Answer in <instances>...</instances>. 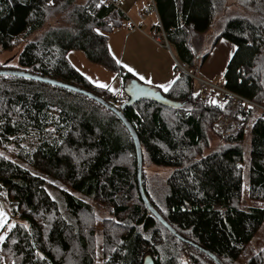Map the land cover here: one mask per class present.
I'll return each mask as SVG.
<instances>
[{
	"label": "trees",
	"instance_id": "16d2710c",
	"mask_svg": "<svg viewBox=\"0 0 264 264\" xmlns=\"http://www.w3.org/2000/svg\"><path fill=\"white\" fill-rule=\"evenodd\" d=\"M242 1L248 12L222 18L205 48L192 39L210 36L226 0H154L178 61L197 74L220 38L231 42L235 50L222 82L262 104L264 0ZM97 3L0 0V53L24 43L16 65L0 68L58 79L109 100L110 91L93 85L68 58L70 51L80 50L91 63L117 75L120 71L123 85L136 79L123 72L109 50L108 33L126 23L127 16L106 3L97 8ZM193 87L192 77L178 72L168 91H160L182 101L181 106L140 99L123 114L140 142L142 187L154 209L222 264H237L264 224V205H246L243 197L246 184V197L264 203V112L250 108L243 118L246 132L223 136L214 122L229 108L205 104ZM209 133L219 144L205 153ZM0 152L8 157H0V193L6 194L0 201L15 225L1 242L5 264H96V257L102 264H143L147 256L153 264H216L173 236L146 208L137 185L133 140L117 115L95 100L29 78L0 75ZM149 165L168 174L150 182ZM103 210L107 216H100ZM262 249L244 264H264Z\"/></svg>",
	"mask_w": 264,
	"mask_h": 264
},
{
	"label": "crops",
	"instance_id": "0c3cea01",
	"mask_svg": "<svg viewBox=\"0 0 264 264\" xmlns=\"http://www.w3.org/2000/svg\"><path fill=\"white\" fill-rule=\"evenodd\" d=\"M135 5H136V0H121V8L122 11L127 16V19L139 25L140 29H132L130 27H126L125 23L120 27L114 28L110 33H108V39L110 40V35L114 34L117 35L118 38L122 40L119 43L118 50L112 49V51H111V43L108 41L110 53L114 56L116 60L121 62L118 64L123 69V72L128 71L125 65L130 66L139 75H143L146 78L152 80V83L148 84L149 86L164 91V89L158 87V85L161 84L166 86L171 85V83L178 74L175 68L176 66L175 60L177 59L174 56L173 52L171 51V48L168 49L164 46L158 45L153 41H151V39L148 37V34L150 33L152 26L156 23V16L154 15L155 17L153 19H149L148 17L144 18L143 7H141L140 9L141 13L139 12V16L135 15L134 13ZM232 45L233 44L231 42L223 38H220L216 42V44L210 49L209 55L207 56L206 60L201 65V67L198 69L197 73L199 74V76L211 81H218V79L222 81L224 69L233 53V50L230 47ZM125 50H127L126 55H125ZM128 54L129 56H127ZM115 75L118 77L117 74ZM139 75H134V76L141 83H145L144 81H141L139 79ZM118 78H119V82H121V78L120 77ZM90 82L93 85L97 86V83L95 81L90 80ZM262 104L264 105V102ZM243 188H245L244 185ZM0 206H3V209L9 218L6 205L0 201ZM6 230H7V226H5V228L3 229H0V234H5ZM0 246H1V242H0ZM0 262H2V264H5L1 254V250H0Z\"/></svg>",
	"mask_w": 264,
	"mask_h": 264
},
{
	"label": "rangeland",
	"instance_id": "374dc122",
	"mask_svg": "<svg viewBox=\"0 0 264 264\" xmlns=\"http://www.w3.org/2000/svg\"><path fill=\"white\" fill-rule=\"evenodd\" d=\"M246 2L243 3V1H239V3L236 2H231L230 0H226V7L223 8L224 11L218 10V17L217 18V23L207 32L210 36L205 37L201 36L200 38L194 37L192 41L194 43L199 42L200 47L203 46L205 48L209 47L214 36L212 33H217L220 30V26L222 24L221 21L222 18H228L231 16H243L245 13L248 12L247 9H249V6L245 5ZM146 0H136V5L134 6V13L135 15L139 16V12L141 13L140 9L141 7H145ZM257 3H253V5H256ZM228 6V7H227ZM222 9V8H221ZM220 11V12H219ZM141 15V14H140ZM144 18H149L153 19L155 16L153 13H150L148 15H143ZM122 39H119L117 35H110V40L109 42L111 43V51L113 50H118L119 48V43ZM152 41V40H151ZM24 43H20L17 45L12 51L9 52H1L0 53V66H15L16 61H17V56L20 53V51L23 49ZM173 52V50L171 49ZM127 54V50H125V55ZM129 56V54L127 55ZM68 58L70 62L73 64V66L83 75L87 76L91 81H95L96 83H103V84H110V82L113 83L114 89H118L120 82L119 78L114 74L111 73L110 71L106 70L99 64L91 63L90 61L87 60L85 54L83 51L80 50H72L68 53ZM163 60V59H162ZM174 63V61H173ZM198 74V73H197ZM199 75V74H198ZM115 77V79H113ZM218 81H221L218 79ZM148 85V84H147ZM246 132V130H245ZM209 147L208 149H205V153L213 150L218 144H219V139L214 133H209ZM245 143V148L248 149L249 147V140L246 138L244 140ZM243 165V164H242ZM168 171V170H167ZM166 170H163L161 168H156L153 166H146L145 172L146 175L150 179V182H155L160 176L164 177L168 174ZM158 175V176H155ZM155 176V177H153ZM152 177V178H151ZM246 180V176H245ZM142 183V180H141ZM49 190L53 192V188L48 186ZM243 188V197H244V203L246 205H264V203H260L258 201L250 200L246 197V184H244ZM143 188V187H142ZM51 196L55 199V196L53 193H51ZM62 199V198H61ZM59 204L60 208L63 209L64 203ZM108 212L107 210H103L100 212V216H107ZM10 224V222L8 221ZM264 246V224L258 229L257 233L255 236L251 239L249 244L246 246V248L243 250L241 253L237 264H244L254 253H256L258 250H260ZM100 260V257H96V264L97 260Z\"/></svg>",
	"mask_w": 264,
	"mask_h": 264
},
{
	"label": "built area",
	"instance_id": "2783aa9c",
	"mask_svg": "<svg viewBox=\"0 0 264 264\" xmlns=\"http://www.w3.org/2000/svg\"><path fill=\"white\" fill-rule=\"evenodd\" d=\"M104 3L112 5L122 11L121 0H104ZM153 13L156 16V23L152 26L148 37L156 44L170 49L166 32L163 29L158 19L156 5L154 0H146V5L143 10L144 15ZM126 27L132 29H140V26L127 19ZM177 72H184L193 79V92L198 94L200 99L205 104H215L220 108L228 107L229 111L216 119L214 125L223 136L236 135L240 131L247 129V124L244 122V114L250 109L255 108L258 111L264 112V105L257 103L251 99L245 98L227 89L222 81H211L205 79L192 72L191 66L186 62L175 60ZM121 72H118L120 77ZM109 86L114 89L113 83ZM128 100L127 94L124 92V85L120 82L119 88L115 89V94L110 92V101L114 106L120 107ZM215 101L216 103H212ZM222 105V107H221ZM249 105L251 106L249 108Z\"/></svg>",
	"mask_w": 264,
	"mask_h": 264
},
{
	"label": "water",
	"instance_id": "95a60500",
	"mask_svg": "<svg viewBox=\"0 0 264 264\" xmlns=\"http://www.w3.org/2000/svg\"><path fill=\"white\" fill-rule=\"evenodd\" d=\"M0 75H15V76H20V77H25L29 78L32 80L40 81L43 83L51 84L54 86H58L61 88H65L80 94H83L96 102L100 103L110 111H112L117 117L122 121V123L125 125L126 129L128 130L133 143L135 147V152H136V174H137V185L139 189V194L141 196L142 201L144 202L146 208L159 220V222L176 238H178L180 241L189 244L206 255H208L216 264H222L221 261L208 249L205 247L201 246L200 244L196 243L193 240L188 239L187 237L179 234L177 231H175L159 214L158 212L154 209V207L151 205V203L148 201L144 190L142 188V183H141V171H142V154H141V147H140V142L138 139V136L134 130L133 125L131 122L124 116L123 110L134 104L140 99H149L152 100L156 103L168 106V107H179L183 104L182 101H174L162 94V92L152 86H149L145 83H141L137 79H131L124 85V92L128 96V100L124 102L120 107L114 106L110 101L107 99L93 93L92 91H89L85 88H82L80 86H76L58 79H53L50 77L38 75L35 73L28 72L26 70L14 68V67H2L0 68ZM143 264H153L152 260L150 257H146L144 259Z\"/></svg>",
	"mask_w": 264,
	"mask_h": 264
},
{
	"label": "snow or ice",
	"instance_id": "6c2138e0",
	"mask_svg": "<svg viewBox=\"0 0 264 264\" xmlns=\"http://www.w3.org/2000/svg\"><path fill=\"white\" fill-rule=\"evenodd\" d=\"M103 3H104V0H99V3L96 4V7L99 8ZM48 4L51 5V4H52V0H48ZM181 27H183V25H181ZM95 31H96L97 33H99V29H96ZM245 35H246V34H245ZM225 43H226V42H225ZM230 47L232 48L233 51L235 50V45H232V46H230ZM117 63H121V62L117 60ZM125 67H127L128 72L132 73L133 75H139V74H138V73H137L132 67L127 66V65H125ZM113 79H115V77H113ZM139 79H140L141 81H144V82L147 83V84H151V83H152V80H151V79H148V78H146V77L143 76V75H139ZM97 86L100 87V88L107 89L108 91L113 92V93L115 94V89L111 88L108 84H103V83H99V82H97ZM158 87L163 88L164 91H168V87H169V86H166V85L161 84V85H158ZM212 103H216V102H215V101H212ZM221 107H222V105H221ZM250 107H251V106L249 105V108H250ZM15 111L18 112L19 109H15ZM7 115H8V116H11L12 113L9 112V113H7ZM52 131H55V130L52 129ZM9 139H16V137H10ZM0 157H2V158L5 159V160L8 159V157L5 156L4 153H2V152H0ZM13 163H15V161H13ZM50 183H51V181H50ZM0 187H2V186H0ZM65 191H67V189H65ZM0 195H6V194H5V193H0ZM8 219H9V218H8L6 212L4 211L3 206H0V229L5 228V226H7V228H8L9 230H10L11 228H14V227H15V225H13V224H9V223H8ZM117 223H120V222L117 221ZM23 227H24V228H27L28 226L25 224V225H23ZM5 239H6V235H5V234H0V242L5 241ZM145 239H148V237H145ZM15 242H16V241H13V243H15ZM119 243L122 244L123 241H119ZM111 250H112V251H115L116 249L113 248V249H111ZM262 251H264V249H262ZM37 255H39V253H37ZM97 256H99V253H97ZM41 258L43 259V257H41ZM0 264H2V262H0ZM13 264H15V262H13ZM97 264H102V261L98 259V260H97Z\"/></svg>",
	"mask_w": 264,
	"mask_h": 264
}]
</instances>
